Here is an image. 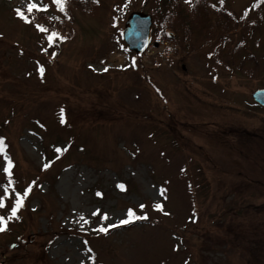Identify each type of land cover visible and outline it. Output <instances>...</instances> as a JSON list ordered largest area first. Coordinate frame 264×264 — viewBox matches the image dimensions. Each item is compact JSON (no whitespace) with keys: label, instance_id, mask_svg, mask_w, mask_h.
Returning <instances> with one entry per match:
<instances>
[{"label":"rangeland","instance_id":"rangeland-1","mask_svg":"<svg viewBox=\"0 0 264 264\" xmlns=\"http://www.w3.org/2000/svg\"><path fill=\"white\" fill-rule=\"evenodd\" d=\"M94 1L71 8L75 34L49 46L36 25L53 20L52 0L41 22L31 0H0V122L10 126L0 185L5 157L15 182L0 216L22 197L0 231V264H264L258 80L229 76L211 40L175 52L152 39L131 53L126 19L152 14L155 0ZM253 1L222 4L241 13ZM178 2L189 10L192 0ZM129 209L157 223L131 221Z\"/></svg>","mask_w":264,"mask_h":264},{"label":"trees","instance_id":"trees-1","mask_svg":"<svg viewBox=\"0 0 264 264\" xmlns=\"http://www.w3.org/2000/svg\"><path fill=\"white\" fill-rule=\"evenodd\" d=\"M155 3V8L151 11L155 21L153 39L172 43L175 52L184 49L185 44L193 37L211 40L217 46L213 59L229 76L258 80L259 85L254 90L264 88L261 86L264 79V40H261L260 36L255 38L256 34H264V0L253 1L241 13L224 4L216 5L207 0H192L189 10L178 0H155ZM94 4V0H65L64 12L58 11L55 5V19L49 23L42 22L46 23L49 32L54 29L71 38L75 34V17L71 8L85 10ZM148 4L149 0H144V9ZM41 16L37 22H41V19L48 15L43 12ZM63 120L65 122V118ZM7 124L0 122V138L4 141L10 131ZM5 131L8 132L7 136ZM0 147L3 149L4 144ZM134 213L131 221L157 223V220L150 215L146 216V213ZM81 234L87 239L91 237L85 233Z\"/></svg>","mask_w":264,"mask_h":264},{"label":"snow or ice","instance_id":"snow-or-ice-1","mask_svg":"<svg viewBox=\"0 0 264 264\" xmlns=\"http://www.w3.org/2000/svg\"><path fill=\"white\" fill-rule=\"evenodd\" d=\"M186 2H189V0H186ZM52 3L57 6L58 11L64 12L65 0H52ZM220 3L222 4L223 0H220ZM48 7H49V5L44 4L43 0H40L39 3H37L36 0H31V2L27 4V12L32 13L34 10L37 12H47ZM15 14L19 19L24 20L25 23L31 22L29 20V17L26 16L21 9H19V8L15 9ZM53 19H55V17H53ZM36 27H37V30L41 31V32L48 33V31H49L48 29L44 28L42 25H36ZM46 39L49 42V46H52L53 44L56 43L57 40H63V39H65V37L61 36L58 32H56L53 29L51 31V33L46 36ZM42 51H46V49H42ZM43 71H44V69L42 67L39 68V72L41 74L43 73ZM63 122H64L63 111L61 110V123H63ZM3 143H4V139L0 138V145H3ZM0 150H2V149H0ZM56 151L59 152V151H62V149L57 148ZM5 160H6V165L2 167V170L6 176V183L3 185H0V188H2V190H3L2 194H0V208L8 207L7 199L12 197L11 188L14 186V183H15L12 179V172L10 171V169L13 167V163L7 157H5ZM46 167H47V165H45V168ZM119 187L123 188V185H120ZM28 191H30V189H26L23 195H27ZM97 195H100V193H97ZM21 206H22L21 194L16 193L14 203L10 207L9 216L7 217V219L18 218L17 213H18V210ZM140 207L143 208L144 205H140ZM156 207L159 208L160 206L156 205ZM92 215H101V213L99 212V210H96L92 213ZM102 215H103V219L106 220L108 218L106 213H104ZM133 215H134L133 210L129 209L127 212V216L129 218H131V217H133ZM7 219L4 216H0V231L5 230V225H6ZM80 220L83 221L85 224L88 223V221L85 219L83 214H81ZM128 222H129V219H122L119 221L120 224H126ZM98 231L102 232V233H107L108 228L107 227H100L98 229Z\"/></svg>","mask_w":264,"mask_h":264},{"label":"water","instance_id":"water-1","mask_svg":"<svg viewBox=\"0 0 264 264\" xmlns=\"http://www.w3.org/2000/svg\"><path fill=\"white\" fill-rule=\"evenodd\" d=\"M153 17L143 12L132 13L125 24L124 41L129 51L143 54L149 47L152 39ZM253 100L264 107V89L252 95Z\"/></svg>","mask_w":264,"mask_h":264}]
</instances>
